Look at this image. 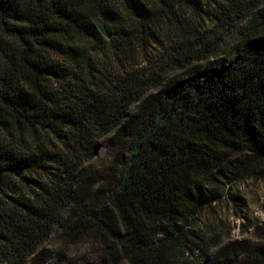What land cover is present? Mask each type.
<instances>
[{
    "label": "trees",
    "instance_id": "1",
    "mask_svg": "<svg viewBox=\"0 0 264 264\" xmlns=\"http://www.w3.org/2000/svg\"><path fill=\"white\" fill-rule=\"evenodd\" d=\"M102 139L105 190L87 176ZM247 177H264V0H0V264L67 221L102 237L86 264H264L212 212Z\"/></svg>",
    "mask_w": 264,
    "mask_h": 264
},
{
    "label": "rangeland",
    "instance_id": "2",
    "mask_svg": "<svg viewBox=\"0 0 264 264\" xmlns=\"http://www.w3.org/2000/svg\"><path fill=\"white\" fill-rule=\"evenodd\" d=\"M225 50L229 47L225 46ZM96 156L87 166V176L96 186L108 187L114 173L118 149L107 139L98 141ZM221 197L214 202V214L223 217L233 238H250L251 245H264V177H247L220 187ZM241 196V197H237ZM70 222V221H67ZM56 226L41 246V252L27 264H86L96 260L104 250L101 235L89 229L87 233L69 226ZM126 264V263H121Z\"/></svg>",
    "mask_w": 264,
    "mask_h": 264
}]
</instances>
